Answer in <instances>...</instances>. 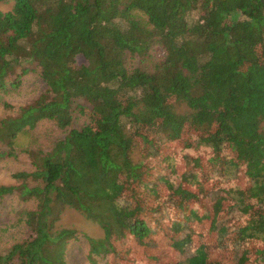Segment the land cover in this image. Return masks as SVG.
Segmentation results:
<instances>
[{
	"label": "trees",
	"instance_id": "obj_1",
	"mask_svg": "<svg viewBox=\"0 0 264 264\" xmlns=\"http://www.w3.org/2000/svg\"><path fill=\"white\" fill-rule=\"evenodd\" d=\"M2 1L0 98L31 72L45 90L0 119V161L26 153L33 165L0 183V213L35 203L15 211L23 236L0 264H70L84 238L59 224L67 208L102 228L84 239L89 264H125L126 243L148 250L158 235L177 256L162 264H264V2ZM42 123L59 133L19 142ZM175 143L197 153L182 169ZM206 166L247 181L219 215L209 199L230 189H195ZM193 222L210 224L208 238L195 242Z\"/></svg>",
	"mask_w": 264,
	"mask_h": 264
},
{
	"label": "rangeland",
	"instance_id": "obj_2",
	"mask_svg": "<svg viewBox=\"0 0 264 264\" xmlns=\"http://www.w3.org/2000/svg\"><path fill=\"white\" fill-rule=\"evenodd\" d=\"M11 7L12 2H0L1 10H8ZM43 90H45L44 82L39 78L37 73L31 72L24 76L23 82L19 87L12 89L9 92H4L3 95L1 94L0 119L17 114L12 107H19L20 105H27L33 102ZM80 102L81 104L88 105L86 101L82 100ZM177 108L180 112L185 110V108L180 104ZM85 119L88 118L85 117ZM58 133L59 131H55V127L51 124L42 123L37 130L32 131L27 135H23L19 139V142L22 143V145H27L31 142L33 136H38L39 138L43 137V139L46 137L47 139L48 136L54 137ZM43 143L44 146L49 144L46 140H43ZM184 147V144L181 145L180 143H175L169 148V151L174 155L177 151H179V153L175 155V159L173 156L171 161L175 167H178L179 169H182L185 166V161L182 156L184 151L190 153L193 157L197 155L194 149L185 148L183 150ZM200 150L203 151L201 152L203 157H208L211 153L210 147H201ZM133 153L136 160L141 158L137 149H134ZM227 155H229L228 151L222 152L221 158L218 162L221 164L223 163V160L227 161L230 159V156L228 157ZM203 162L208 165L205 159H203ZM31 163V158L26 153H21L17 156H6L0 161V183H14L15 179L13 175L19 171L31 170L33 168ZM206 169L208 171V177H206L207 179L205 180L203 179L202 172L197 173L198 182L194 185L195 189L203 186L205 191L209 192H205L206 194L214 193L213 191H216L217 188L226 187L230 189L229 191L227 190V193L225 192L221 196L209 199V203L213 208L214 214L219 215L225 204L232 202L233 199L239 198L240 200V197H242L240 196V192L246 187L247 181L241 173L228 175V173H225V171L221 170V168L212 169L210 166H206ZM199 180L202 183L199 184ZM9 204H12V206L6 207L1 210L2 212L0 213V251L6 250L10 244L13 243V241H19L22 239L23 227L22 224L16 226L17 214L15 211L21 208H32L35 205L34 201H22L20 203L10 201ZM260 209L264 213V205H262ZM59 224L61 226L77 228L81 237L83 236L85 240L86 236L99 237L102 235V228L97 222L86 218L84 215L71 208H67L63 211ZM191 225L193 227L191 229L192 231L189 233L196 238L195 242H197V240L200 241V239L208 238L210 224L203 226L200 223L193 222ZM84 239L70 243L68 250V252H70V264H89L85 258L88 246H86ZM160 239V235L155 236L154 240L157 244L152 245L148 250L136 241L126 243L123 246V252H121L123 257L122 262L125 264H162L176 261L177 256L174 253V249H162L157 247V245H160ZM119 263L120 261H118V259L114 261V264ZM100 264H105V262L101 261Z\"/></svg>",
	"mask_w": 264,
	"mask_h": 264
},
{
	"label": "water",
	"instance_id": "obj_3",
	"mask_svg": "<svg viewBox=\"0 0 264 264\" xmlns=\"http://www.w3.org/2000/svg\"><path fill=\"white\" fill-rule=\"evenodd\" d=\"M264 2V0H262Z\"/></svg>",
	"mask_w": 264,
	"mask_h": 264
}]
</instances>
